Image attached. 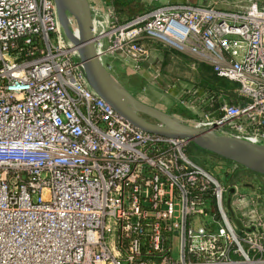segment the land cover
Returning <instances> with one entry per match:
<instances>
[{
	"label": "built area",
	"instance_id": "obj_1",
	"mask_svg": "<svg viewBox=\"0 0 264 264\" xmlns=\"http://www.w3.org/2000/svg\"><path fill=\"white\" fill-rule=\"evenodd\" d=\"M233 5L91 6L97 53L139 69L158 42L211 65L246 100L181 119L264 144V0ZM190 144L90 87L55 0H0V264H264L263 178L225 159L222 182Z\"/></svg>",
	"mask_w": 264,
	"mask_h": 264
},
{
	"label": "water",
	"instance_id": "obj_2",
	"mask_svg": "<svg viewBox=\"0 0 264 264\" xmlns=\"http://www.w3.org/2000/svg\"><path fill=\"white\" fill-rule=\"evenodd\" d=\"M55 2L68 38L79 47V57L90 87L109 102L123 119L144 132L185 138L201 149L264 176V144L222 135L213 128L191 125L179 116L141 100L121 84L100 60L95 46L90 0ZM69 16L78 24L79 38L71 33L68 26ZM236 222L241 225L239 220Z\"/></svg>",
	"mask_w": 264,
	"mask_h": 264
},
{
	"label": "crops",
	"instance_id": "obj_3",
	"mask_svg": "<svg viewBox=\"0 0 264 264\" xmlns=\"http://www.w3.org/2000/svg\"><path fill=\"white\" fill-rule=\"evenodd\" d=\"M151 8L164 4L194 3L197 5H213L221 9L234 8L233 1L226 0H141ZM91 6L98 5L106 9L111 5V0H90ZM158 42H148L150 56L139 69H134L131 61L118 55V63L112 66L111 73L130 92L144 102L159 107L184 119H198L206 112L218 115V111L210 108V94L203 91L206 96L202 97L201 91L182 86L181 80L189 83L190 78L181 77L176 69L192 70L195 73L194 80H201L205 71L200 62L191 56L180 54L177 51L166 50ZM161 44V43H159ZM123 58L121 61L119 60ZM132 65H130V64ZM171 79V80H170ZM174 80V81H173ZM176 80V81H175ZM183 101L187 102L186 104ZM215 159H222L216 158Z\"/></svg>",
	"mask_w": 264,
	"mask_h": 264
},
{
	"label": "trees",
	"instance_id": "obj_4",
	"mask_svg": "<svg viewBox=\"0 0 264 264\" xmlns=\"http://www.w3.org/2000/svg\"><path fill=\"white\" fill-rule=\"evenodd\" d=\"M111 5L113 6L114 11L116 12L120 21L130 20L141 13L153 9L141 0H111ZM157 45L164 46L166 50L176 51L175 49H172L163 44L157 43ZM200 65L205 73L203 74L202 79L197 81V86L202 87L208 94H210V97H212L209 103V106L212 110L218 111L219 114L220 106L224 101L236 104L238 102H241L242 100H246V98L241 96L237 91V88L239 86L237 82L218 76L213 71L212 66L207 63L200 62ZM196 148L200 147L191 143L188 151L192 152Z\"/></svg>",
	"mask_w": 264,
	"mask_h": 264
},
{
	"label": "rangeland",
	"instance_id": "obj_5",
	"mask_svg": "<svg viewBox=\"0 0 264 264\" xmlns=\"http://www.w3.org/2000/svg\"><path fill=\"white\" fill-rule=\"evenodd\" d=\"M226 2V0H224ZM230 2V0H227V2ZM234 1V0H232ZM104 12V11H103ZM177 51V50H176ZM180 54H183V55H187V56H190L189 54H186V53H183V52H180L178 51ZM123 58L120 57L119 60L121 61H124L122 60ZM104 62L106 64H109V65H112L113 67H115V64L118 63V60L116 59V56H106L104 57ZM132 63V62H130ZM129 63V64H130ZM132 65V64H130ZM134 68V67H133ZM136 70V69H135ZM178 71V74L179 76L181 77H185V78H190L191 80H189V83H187L186 81H182L181 80V85L182 86H185L191 89H198L201 91V95L202 97L206 96L207 94H204L203 91H205L202 87H199L197 86V81L194 80V77L196 76L195 73L192 72V70H181V67L176 69ZM111 72V70H110ZM171 80V79H170ZM174 81V80H173ZM176 81V80H175ZM120 82V81H119ZM191 153V156L197 161L199 162L200 164L204 165L205 167H207L208 169H210L211 171H213L216 176L222 181V182H227L230 178L228 176L225 175V172L222 170V167H223V162L222 160H225V159H215V157L217 155H214L208 151H205L204 149H201V148H196L194 151L190 152ZM219 156H217L218 158ZM252 176V180L253 181H256L255 179H257V177H253V176H261L263 178V186H264V176L261 175V174H258L256 172H249ZM237 176L239 173H236ZM247 177V175H246ZM263 192H264V187H263Z\"/></svg>",
	"mask_w": 264,
	"mask_h": 264
},
{
	"label": "flooded vegetation",
	"instance_id": "obj_6",
	"mask_svg": "<svg viewBox=\"0 0 264 264\" xmlns=\"http://www.w3.org/2000/svg\"><path fill=\"white\" fill-rule=\"evenodd\" d=\"M245 171L246 172H251L252 170L245 168Z\"/></svg>",
	"mask_w": 264,
	"mask_h": 264
}]
</instances>
